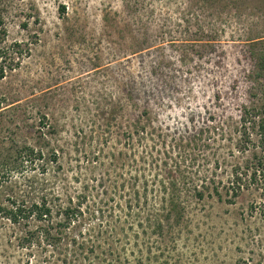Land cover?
<instances>
[{
    "label": "rangeland",
    "instance_id": "rangeland-1",
    "mask_svg": "<svg viewBox=\"0 0 264 264\" xmlns=\"http://www.w3.org/2000/svg\"><path fill=\"white\" fill-rule=\"evenodd\" d=\"M256 96L264 0H0V162L55 147L62 171L45 177L83 211L49 261L0 215V264H264L252 192L228 203L181 186L183 218L166 217L171 182L201 169L176 167L178 148L224 157L227 134L206 128L236 136L228 117Z\"/></svg>",
    "mask_w": 264,
    "mask_h": 264
},
{
    "label": "trees",
    "instance_id": "trees-1",
    "mask_svg": "<svg viewBox=\"0 0 264 264\" xmlns=\"http://www.w3.org/2000/svg\"><path fill=\"white\" fill-rule=\"evenodd\" d=\"M262 100L264 98L256 96L249 104L242 105L238 121L231 116L228 117L229 127L233 125L236 128V136L228 132L229 129L224 128L223 123L218 126L209 125L206 128V133L210 135L208 140L215 134H227L225 139L230 145L224 157L216 156V160L211 162L205 155H201L200 159L199 154L186 147L178 148L182 159L176 162V167L180 169L181 164H187V167L197 166L201 169L181 171L178 180L171 182V190L167 192L172 193L170 200L172 204L167 210V218L170 219L173 212L178 220L183 218L185 208L179 198L182 187L199 200L216 195L219 199L225 197L228 203H233L246 192H252L256 198L252 201L251 209L264 210V101ZM143 129V125H139L137 131ZM217 139L213 138L212 142L216 143ZM211 144L213 143L209 141L206 148ZM48 147L49 150L46 152L43 148L31 144L21 145L16 148L18 161L15 165L6 161L0 162L1 181L11 187L0 202V215L20 228L19 241L23 246L31 251L36 250L40 258L47 261L56 257L54 254L61 250L64 231L69 230L83 213L82 205L65 204L54 188V182L45 177L49 174L51 165L57 166L55 172L62 171L59 151L51 145ZM164 152L166 157L168 155V158L172 159L169 151ZM201 161L204 163H199ZM29 171H33V174L26 175ZM14 172L21 174L23 177L21 182L13 181L16 177ZM36 172H40L43 177L34 175ZM144 190L149 192L148 183L145 184Z\"/></svg>",
    "mask_w": 264,
    "mask_h": 264
}]
</instances>
